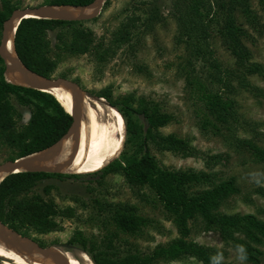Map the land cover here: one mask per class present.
<instances>
[{
  "label": "trees",
  "instance_id": "16d2710c",
  "mask_svg": "<svg viewBox=\"0 0 264 264\" xmlns=\"http://www.w3.org/2000/svg\"><path fill=\"white\" fill-rule=\"evenodd\" d=\"M247 1L173 0L172 13L182 34L188 38L195 37L197 45L192 47L202 61H205V55L211 56V52L207 51V42L210 40V27L215 26V36L232 59V65L227 67L216 59L208 63L206 59L208 67L213 71L210 79L217 87L215 92L208 88L212 82L207 84V88L195 82L198 92L201 91L200 99L205 100L207 113L216 124L206 123L217 133L221 129L228 133L229 136L225 137L229 140L228 147L248 152L255 162L264 163V138H258L263 134L251 129L248 131L251 137L237 136L234 102L228 97L233 91H243L256 99L257 103L264 102V89L253 85L249 79L255 77L264 84V66L251 61L248 48V45H254L264 36V21L249 10ZM257 1L264 13V0ZM91 2L47 0L44 5L83 6ZM0 3L1 30L2 23L19 6L11 5L9 0H0ZM157 18V10L151 8L141 24L144 28L148 27ZM134 20L140 19H127L104 40L85 29L82 21L26 18L17 25L12 44L17 57L27 69L49 78L62 54L86 55L95 66L105 65L118 50L130 47L133 29L136 28L133 26ZM50 31H56L57 43L52 46V50L46 40V33ZM188 72H193L192 68ZM3 75L4 68L0 59V144L8 150L5 160L12 161L52 145L65 134L71 124V117L51 95L8 83ZM59 77L66 78L65 75ZM95 97L102 98L120 114L126 137L119 157L112 162L108 161L100 169V175L120 174L129 186L150 191L179 237L164 246L154 247L144 256L127 255L115 260L93 256L92 263L150 264L160 259L171 261L192 257L200 264H230L224 260L223 249L185 240L189 235L188 223L192 221L198 222L203 232L216 234L224 246L237 250L243 261L260 264L263 252L259 248L264 247V220L258 216H264V206L256 207V215L232 212L227 206L229 198L239 194L233 177L222 180L213 179L211 174L206 173L159 169L154 158L149 155L148 144L182 157L194 156L196 151L174 135L160 134L158 130L167 125L172 117L161 113L153 103L138 101V106L133 108L131 97L113 103L108 88ZM10 99L30 110L27 122L21 128L15 127ZM64 177L79 176L24 172L4 177L0 182V222L22 235H27L29 230L38 233L54 230L56 224L52 217L63 213L58 214L51 201L27 194L45 180ZM201 186L205 187L188 192L191 187ZM48 189L44 188V192ZM132 213L131 207L116 208L112 213L116 228L129 234L136 233L144 221Z\"/></svg>",
  "mask_w": 264,
  "mask_h": 264
},
{
  "label": "rangeland",
  "instance_id": "374dc122",
  "mask_svg": "<svg viewBox=\"0 0 264 264\" xmlns=\"http://www.w3.org/2000/svg\"><path fill=\"white\" fill-rule=\"evenodd\" d=\"M9 2L11 5L18 4L17 9H20L41 6L47 0ZM247 2L249 10L264 21V13L258 1ZM172 3L173 0H105L99 14L91 20L82 21V26L92 31L96 37L107 40L109 34L122 22L139 18V21L134 20L133 26L136 28L133 29L130 47L118 50L103 66H95L86 55L62 54L50 77L65 75V79L74 81L82 92L92 98H97L96 94L108 88L110 101L113 103L125 97H131L134 101L133 108L138 106V101L153 103L161 113L172 117L167 125L158 130L160 134L174 135L186 141L196 151L194 156L182 157L176 153L160 151L148 144L149 155L154 158L156 166L167 171L211 174L213 179L226 180L233 177L239 194L229 198L228 208L232 212L256 215V207L264 206V163L255 162L248 152L228 147L229 140L225 138L229 136L228 133L222 129L221 133H217L206 123L216 124L207 113L205 100L200 99L201 91L198 92L195 85V82H199L207 88V84L212 82L208 88L215 92L217 87L210 79L213 71L208 67L206 59L208 63L216 59L227 67L232 65V59L216 38L214 25L210 27V40L207 42V51L211 52V56L205 55V61L196 56L192 47L197 45L196 39L182 34L172 13ZM151 8L157 10L159 18L144 28L141 22L148 16ZM55 34L56 31L46 33L51 50L57 43ZM263 37L254 45H248V48L251 61L264 66ZM191 68L193 72H188ZM249 79L253 85L264 89V84L259 79ZM228 97L234 102L237 136L249 138L251 134L248 131L254 129L263 134L258 138H264V102L257 103L256 99L243 91H233ZM10 100L14 109L15 127L21 128L26 124L30 110L18 105L14 99ZM112 129L113 148L109 162L119 157L126 138L123 122L116 127L112 124ZM7 155V148L0 144V164L6 161ZM77 176L79 177L48 179L31 189L27 195H38L45 201H51L58 214L63 215L52 217L56 224L54 230L44 233L29 230L25 236L42 247L53 244L70 246L72 255L68 256L74 264H87L77 258L81 253L87 256L91 264L93 256L111 260L127 255L144 256L154 247L164 246L179 237L160 203L147 189L129 186L120 174L102 176L100 170ZM46 187L49 189L45 193ZM204 187H191L188 192ZM259 191L262 193H258ZM123 206L133 208L132 214L144 221L135 235L120 231L113 223V211ZM258 217L264 220V216ZM188 226L186 241L223 249L224 260L230 264H249L240 258L237 250L224 246L216 234L203 232L198 222L191 221ZM259 250L263 252L260 264H264V247ZM150 264L200 263L192 257H182L171 261L160 259Z\"/></svg>",
  "mask_w": 264,
  "mask_h": 264
},
{
  "label": "water",
  "instance_id": "95a60500",
  "mask_svg": "<svg viewBox=\"0 0 264 264\" xmlns=\"http://www.w3.org/2000/svg\"><path fill=\"white\" fill-rule=\"evenodd\" d=\"M104 2L105 0H92L91 3L83 6L46 4L31 8L15 9L2 23L0 31V59L4 66V75L16 78L21 86L25 88L44 92L51 96L52 94L48 92L49 90L62 89L66 91L70 101V112L67 113L71 117V124L65 134L52 145L15 160L1 163L0 174L4 177L24 172L57 173L52 170L40 169L39 167L50 161L68 138H75L78 135V130L84 117V97L88 99L89 103H91V100L105 103L102 98H92L86 95L74 81L59 77L46 78L27 69L17 57L12 44L17 25L22 19L26 18L72 22L91 20L99 14ZM8 42H10V47H8ZM105 104L111 108L107 103ZM0 240L8 246L16 248L21 253L38 254L46 258L51 264H66L61 251L71 253V247L65 244H53L42 247L32 238L20 234L2 222H0Z\"/></svg>",
  "mask_w": 264,
  "mask_h": 264
},
{
  "label": "bare ground",
  "instance_id": "6f19581e",
  "mask_svg": "<svg viewBox=\"0 0 264 264\" xmlns=\"http://www.w3.org/2000/svg\"><path fill=\"white\" fill-rule=\"evenodd\" d=\"M8 47H10V42H8ZM5 79L14 85L21 86L19 81L10 75L5 76ZM48 92L66 112H70V101L66 91L52 89ZM90 102L84 97V117L78 135L75 138H68L59 147L55 156L39 167L40 169L52 170L63 175H87L99 171L109 161L113 148L111 142L112 124L116 127L123 120L115 109L95 100ZM3 178L4 176L0 174V182ZM61 252H63L62 257L66 264H74L72 258L68 256L72 253ZM77 258L91 264L85 254L81 253ZM0 260L1 264H51L38 254L21 253L1 240Z\"/></svg>",
  "mask_w": 264,
  "mask_h": 264
}]
</instances>
